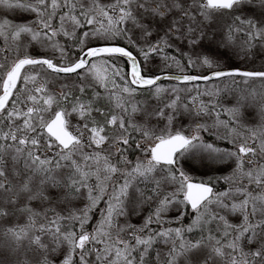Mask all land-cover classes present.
<instances>
[{"label":"snow or ice","instance_id":"6c2138e0","mask_svg":"<svg viewBox=\"0 0 264 264\" xmlns=\"http://www.w3.org/2000/svg\"><path fill=\"white\" fill-rule=\"evenodd\" d=\"M0 264H264V0H0Z\"/></svg>","mask_w":264,"mask_h":264}]
</instances>
